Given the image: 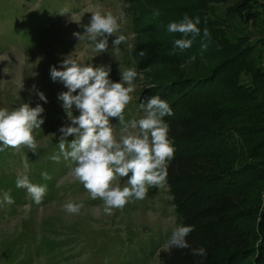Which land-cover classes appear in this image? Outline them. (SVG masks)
I'll list each match as a JSON object with an SVG mask.
<instances>
[{
	"label": "trees",
	"instance_id": "16d2710c",
	"mask_svg": "<svg viewBox=\"0 0 264 264\" xmlns=\"http://www.w3.org/2000/svg\"><path fill=\"white\" fill-rule=\"evenodd\" d=\"M124 2L133 67L163 71L137 103L159 95L172 109L163 119L175 148L166 178L175 227L194 226L188 243L207 251L167 249L158 264H264V0ZM185 14L200 17L201 35L180 50L173 41L182 35L167 25Z\"/></svg>",
	"mask_w": 264,
	"mask_h": 264
},
{
	"label": "rangeland",
	"instance_id": "374dc122",
	"mask_svg": "<svg viewBox=\"0 0 264 264\" xmlns=\"http://www.w3.org/2000/svg\"><path fill=\"white\" fill-rule=\"evenodd\" d=\"M126 7L124 0H0V108L13 110L28 103L45 110L42 130L33 133L37 152L25 146L0 151V264H158V253L168 249L176 218L166 183L150 187L145 199H132L107 215L102 201L90 199L84 186L69 175V161L50 159L59 151V129L70 124L58 100L67 89L51 79L50 68H59L71 55L82 64L110 66L109 78L120 82V72L134 66L130 50L135 38ZM63 9L68 10L65 15ZM96 11L118 18L120 30L115 35L127 38L119 51L113 49L114 36L109 37L108 50L98 53L86 36L79 40L73 35L84 34ZM162 72L159 67L138 72L133 100L124 112L126 121L142 118L139 92L152 87ZM38 92L44 93L47 103ZM73 115H79L75 107ZM110 123L119 128L118 118H110ZM45 171L51 179L42 178ZM18 174H26L33 184L47 185L41 204L16 187ZM127 179L119 178L121 187ZM5 192L14 203L3 201ZM68 201L83 203L78 215L64 211ZM47 241L57 244L54 251L45 250Z\"/></svg>",
	"mask_w": 264,
	"mask_h": 264
},
{
	"label": "clouds",
	"instance_id": "9594fccd",
	"mask_svg": "<svg viewBox=\"0 0 264 264\" xmlns=\"http://www.w3.org/2000/svg\"><path fill=\"white\" fill-rule=\"evenodd\" d=\"M67 12L63 9L61 15ZM159 15V10L153 11L154 17ZM200 23L199 16L193 19L185 14L179 22L168 24V33H179L183 37L174 39L173 47L190 48L201 35ZM119 30L116 16L111 12L96 11L85 26L84 34L76 32L73 35L79 40L86 36L94 43L95 51L102 53L109 48V37H115L112 41L115 51L126 42L124 35H115ZM210 38L209 30L204 28L203 39ZM207 47V43H202V51ZM139 55L143 57L146 52L141 51ZM183 67L180 65L181 69ZM110 71V66L82 64L71 55L60 62L59 68H50L51 79L62 82L67 89L58 94V100L70 121L59 129V151L50 159L60 162L62 157L69 161V175L84 186L90 199L102 201L103 213L107 215L113 214L114 209H123L132 199H145L150 187H163L168 164L175 153L168 135L169 126L163 119L172 115L169 103L159 95L152 96L139 105L144 112L142 118L126 121L124 112L133 100L134 81L139 74L136 68H128L120 72V82H113L109 78ZM37 95L47 103L43 92ZM73 107L79 111L78 116L73 115ZM44 111L40 104L31 107L28 103H21L13 110L0 108V151L6 148L19 150L25 146L33 153L37 152L39 145L33 133L45 122ZM110 118L119 119V128L110 123ZM70 136L74 138L69 141ZM41 176L45 180L51 179L46 171ZM125 177H128L127 184L121 187L118 180ZM16 187L26 189L37 205L43 202L47 193V185L33 184L26 174L17 175ZM3 201L14 203L8 192L4 193ZM83 207L82 202L68 201L63 205L64 211L73 215H78ZM193 230L194 226L174 227L165 247L169 250L190 249L192 255L206 258L205 248H193L186 239Z\"/></svg>",
	"mask_w": 264,
	"mask_h": 264
},
{
	"label": "built area",
	"instance_id": "2783aa9c",
	"mask_svg": "<svg viewBox=\"0 0 264 264\" xmlns=\"http://www.w3.org/2000/svg\"><path fill=\"white\" fill-rule=\"evenodd\" d=\"M261 68H262V70H264V59H262V62H261Z\"/></svg>",
	"mask_w": 264,
	"mask_h": 264
}]
</instances>
